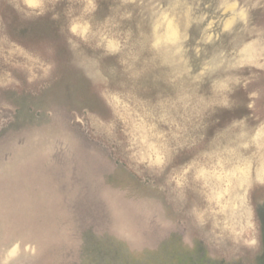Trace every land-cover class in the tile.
I'll return each mask as SVG.
<instances>
[{"label": "rangeland", "instance_id": "374dc122", "mask_svg": "<svg viewBox=\"0 0 264 264\" xmlns=\"http://www.w3.org/2000/svg\"><path fill=\"white\" fill-rule=\"evenodd\" d=\"M0 264H264V0H0Z\"/></svg>", "mask_w": 264, "mask_h": 264}]
</instances>
